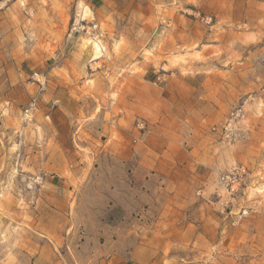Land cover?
Segmentation results:
<instances>
[{"label": "rangeland", "instance_id": "374dc122", "mask_svg": "<svg viewBox=\"0 0 264 264\" xmlns=\"http://www.w3.org/2000/svg\"><path fill=\"white\" fill-rule=\"evenodd\" d=\"M263 185L264 0H0V264H112L160 195L163 264H264Z\"/></svg>", "mask_w": 264, "mask_h": 264}, {"label": "crops", "instance_id": "0c3cea01", "mask_svg": "<svg viewBox=\"0 0 264 264\" xmlns=\"http://www.w3.org/2000/svg\"><path fill=\"white\" fill-rule=\"evenodd\" d=\"M174 197V195L168 198L159 196L157 219L151 227L147 224L148 233L136 239L129 237L125 241L115 242L117 251L111 256L115 260L112 264H163L168 257L172 259L175 257L174 251L183 243H187L178 239V233L183 232L175 220L179 214L178 206L176 208L173 203H171L172 206L166 203L161 204L164 201H177L178 199ZM165 208H169L170 211L166 215H161V212H165L163 211ZM148 213H152L151 210H148ZM184 228L185 231L189 230L188 227ZM166 249H168V255H165Z\"/></svg>", "mask_w": 264, "mask_h": 264}, {"label": "built area", "instance_id": "2783aa9c", "mask_svg": "<svg viewBox=\"0 0 264 264\" xmlns=\"http://www.w3.org/2000/svg\"><path fill=\"white\" fill-rule=\"evenodd\" d=\"M35 108V99H32L28 105V107L24 110L25 119H31L32 112ZM245 168L238 167L234 168L228 174L222 175L220 177L221 184L229 191V194L234 192V186L238 184V182L245 176Z\"/></svg>", "mask_w": 264, "mask_h": 264}, {"label": "bare ground", "instance_id": "6f19581e", "mask_svg": "<svg viewBox=\"0 0 264 264\" xmlns=\"http://www.w3.org/2000/svg\"><path fill=\"white\" fill-rule=\"evenodd\" d=\"M87 14L86 9L83 10V16ZM88 45L90 46V50L92 51L93 60L99 59L102 54V46L100 45L99 41H96L95 39L88 42ZM261 190H264V185L261 187Z\"/></svg>", "mask_w": 264, "mask_h": 264}]
</instances>
